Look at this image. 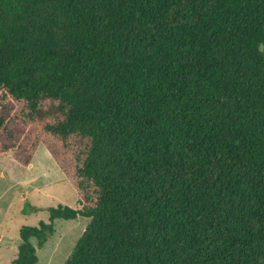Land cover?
<instances>
[{
    "label": "trees",
    "instance_id": "obj_1",
    "mask_svg": "<svg viewBox=\"0 0 264 264\" xmlns=\"http://www.w3.org/2000/svg\"><path fill=\"white\" fill-rule=\"evenodd\" d=\"M263 50L264 0H0V156L80 204L11 264L79 217L64 264H264Z\"/></svg>",
    "mask_w": 264,
    "mask_h": 264
},
{
    "label": "rangeland",
    "instance_id": "obj_2",
    "mask_svg": "<svg viewBox=\"0 0 264 264\" xmlns=\"http://www.w3.org/2000/svg\"><path fill=\"white\" fill-rule=\"evenodd\" d=\"M58 205L80 209L75 191L45 148H37L28 167L19 165L11 153L0 156V264L16 258L20 228L47 222L49 209ZM88 222L80 217L56 220L54 234L36 250L37 264H64Z\"/></svg>",
    "mask_w": 264,
    "mask_h": 264
},
{
    "label": "water",
    "instance_id": "obj_3",
    "mask_svg": "<svg viewBox=\"0 0 264 264\" xmlns=\"http://www.w3.org/2000/svg\"><path fill=\"white\" fill-rule=\"evenodd\" d=\"M263 53H264V50H263Z\"/></svg>",
    "mask_w": 264,
    "mask_h": 264
}]
</instances>
